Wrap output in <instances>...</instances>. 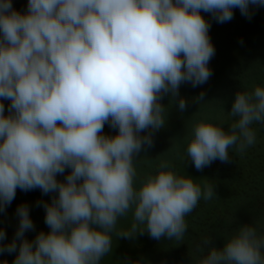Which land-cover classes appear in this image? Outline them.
Masks as SVG:
<instances>
[{"label":"clouds","instance_id":"obj_1","mask_svg":"<svg viewBox=\"0 0 264 264\" xmlns=\"http://www.w3.org/2000/svg\"><path fill=\"white\" fill-rule=\"evenodd\" d=\"M250 5L264 0H28L25 12L0 0V100L10 101L7 114L0 102V211L17 188L58 192L43 204L50 231L24 239L34 225L20 205L15 237L0 251H16L20 239L14 264H100L130 211L131 227L118 237L147 230L182 240L186 215L213 198V186L202 189L167 160L137 183L134 158L152 145L151 133H140L164 126V94L176 97L182 83L196 87L212 75L215 48L201 11L225 23L234 8L251 19ZM228 114V130L206 116L193 121L186 152L197 170L256 143L251 125L264 124V87L237 91ZM105 123L117 133L103 134ZM202 245L199 264H264V237L252 226L221 248L210 239Z\"/></svg>","mask_w":264,"mask_h":264},{"label":"rangeland","instance_id":"obj_2","mask_svg":"<svg viewBox=\"0 0 264 264\" xmlns=\"http://www.w3.org/2000/svg\"><path fill=\"white\" fill-rule=\"evenodd\" d=\"M27 3L28 0H12L13 8L20 12L27 10ZM249 9L251 19L241 15L239 8H234L233 19L225 23H218L212 14L201 11L210 24L209 37L215 48V55L208 65L212 75L196 87L190 82L182 83L176 97L162 96L165 124L158 130L146 129L140 133L142 137L151 133L152 145H144L134 158L137 183L145 173L154 171L161 160H167L175 172L190 176L202 189L205 184L212 185L213 198L207 201L201 198L186 215L187 227L182 240L167 237L157 240L147 230L138 231L129 238L118 237V232L131 227L133 216L130 211L118 219L111 234L112 251L101 259L100 264H199L207 255V248L203 252L198 250L205 239L221 248L242 225L256 228L257 235L264 237V124L254 122L251 125L256 133V143L244 153L231 147L227 162L217 159L201 170H197L187 157L188 141L185 139L193 121L201 116L228 130L235 119L228 113L237 91L251 93L256 86L264 87V7L250 5ZM201 93L203 99L198 100ZM181 98L186 101L183 111L179 108ZM0 102L7 114L10 101ZM117 131L105 123L103 134L115 135ZM69 172L66 168L63 174H57V180L64 181ZM56 195L58 192L45 194L39 188L29 191L17 188L15 199L0 211V230L5 232L0 249H6L15 237L20 205H27L34 225L24 233V239L33 242L39 232H49L43 204L50 203ZM20 243L17 239L14 252L0 251V264H14ZM261 251L264 253V249Z\"/></svg>","mask_w":264,"mask_h":264}]
</instances>
